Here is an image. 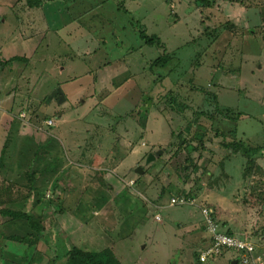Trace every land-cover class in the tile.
<instances>
[{"label":"rangeland","instance_id":"1","mask_svg":"<svg viewBox=\"0 0 264 264\" xmlns=\"http://www.w3.org/2000/svg\"><path fill=\"white\" fill-rule=\"evenodd\" d=\"M51 1L57 20L79 17L83 35L59 37L50 30L47 39L31 41L29 53H0V62L24 58L0 70V150L7 143L0 177L14 184L10 197L4 196L11 200L0 206V264H63L72 247L110 249L120 264H231L237 257L232 250L198 262L210 244L202 209L222 233L262 243L264 147L255 157L260 173L249 178L243 175L246 159L222 144L264 146V0H211L212 6L201 8L195 0H73L82 5L62 10L61 0ZM0 15L6 19L0 23L1 48L14 40L7 37V20L14 16L6 8ZM141 29L163 48L145 45ZM22 35L30 37L28 31ZM86 51L94 53L92 60ZM162 53L171 56L168 64L151 69ZM90 62L96 67L92 78H113L94 86L87 81ZM39 63L52 76L33 90ZM78 76L80 83H64ZM60 89L73 106L96 98L90 124L68 121L60 128L55 100H48ZM211 94L220 112L237 119H211ZM170 97L177 99L174 108ZM94 134L103 147L90 154L85 147ZM43 137L58 139L61 152L47 154L39 143ZM156 151L162 152L143 174L135 173ZM32 171L40 174L27 188ZM106 174L123 180L117 193L106 189ZM73 191L78 197H70ZM177 197L188 202L173 205ZM24 216L31 217V227Z\"/></svg>","mask_w":264,"mask_h":264},{"label":"crops","instance_id":"2","mask_svg":"<svg viewBox=\"0 0 264 264\" xmlns=\"http://www.w3.org/2000/svg\"><path fill=\"white\" fill-rule=\"evenodd\" d=\"M72 1L73 0H66V1L61 0V8L60 9L61 10L64 9V5L66 7L67 4H69V5L73 4V6L74 5H77V6L82 5V4L77 3L76 1L75 2H72ZM51 2H53V1L42 0V4L40 7L29 8L26 5H24V1L19 3L18 0H15L14 4L9 7V6H5V4L9 3V0H0V8H3V9L6 8L7 10H10V12H12L13 16H14V18L12 17L13 18L12 20H10L11 17H9V18L7 17L9 19V20H7V23H10L11 27H12V31H10V33H9V35H7V37L12 36L14 38V40L9 41L8 43H6L4 46H2L0 48L1 54L6 53V52L29 53L31 41L33 39H35L36 36H39L38 39L41 38V39L45 40V39H47V35L49 33H53V32L55 34H57L59 37H61L60 34H62L66 38L72 37L73 35H75V37H77L78 34L83 35L82 34V26L79 25L80 24L79 20H78L79 17L71 18L69 15H66L71 20L69 18H66L63 20H57L56 13H59V12H58V9H55L52 6ZM81 3H83V2H81ZM18 5L21 6V8L19 10V12H21V13H19V14L17 12H15V8ZM14 6H15V8H14ZM66 11H67V9H66ZM67 13H68V11H67ZM61 14H64V13H61ZM31 17H33V20H35L34 25L31 24ZM5 21H6V19L4 17H2V15H0V23L4 24ZM68 28L71 29V34H70V31H68ZM26 31L29 32L30 37H28L26 35H22V33H25ZM21 40L22 41L24 40V43H22V46L20 47L19 44H21ZM15 42L17 43L16 44L17 47L15 45H13V44H15ZM46 43H47V41H46ZM7 45H10V47H6ZM12 47H14L15 51H11ZM37 51H38V46L35 47L34 50L30 53V57H28L29 59L27 58L30 61L28 66H27L29 71H31L30 70L31 65L32 64L34 65V63H31V61L36 56ZM85 55L88 57L89 60L90 59L92 60L94 57L93 56L94 53H91L89 51H86ZM15 57H17V56H15ZM17 58L24 59L23 56L17 57ZM43 66H44V63H39L40 69H38L36 75L33 76L34 77V82L32 84L34 87V88H32L33 90L35 89L36 85L38 84V82L40 80L45 79V78L47 80V78H49V76H52L51 74L47 73V71L50 68L44 69ZM89 66L92 67L93 69H90V74H88V75H90V76H88V78L91 80H87V81L92 82V84L94 86H96L97 83L102 84L104 82V77H106L108 79L113 78L109 74H105V75H102L101 80L98 81L96 73H94V78L91 77L93 75L92 70H95L96 67L91 62L89 63ZM35 69H37V68L34 67L33 70H35ZM99 69H101V68H99ZM30 73H32V72H30ZM81 77L82 76L71 77L69 80H66L64 83H67V84L80 83V81L82 79ZM29 84H30V82L26 83L25 86L26 87L30 86ZM108 84L113 85V83H111L110 80L108 81ZM60 90L61 91L59 92V94H62V95H57L58 97H56V98L58 99V102L55 101V104H56L55 106L57 107L55 109V112H57L56 121L58 122V125L60 126V128H61L62 124L66 123L68 121H76V122L80 121L82 123H85V120H87L86 124L87 123L90 124L91 122H88V119L93 117L92 109L94 108L95 101L97 102L96 98L95 97H85L84 99H81V101L76 106H73L70 102H68V98H67L68 96L64 93V91L62 89H60ZM29 94H30V92H29ZM52 96L55 97V91H54V94ZM52 96L50 95L48 97H52ZM48 103H50V102H48ZM34 110L36 111V108ZM52 121L54 123L53 119H52ZM74 126L76 127V125H74ZM69 128H71V127H69ZM58 130H59V128H58ZM24 131L26 132L27 130L24 129ZM125 131L128 132V130H125ZM21 134L26 135L23 132ZM35 136L39 137L42 135L38 132H35ZM98 137L100 138V136H98ZM56 141L59 142L58 139H56ZM56 141L51 140L50 138H47L46 140H44V137H43V138H41V141L39 143H41L42 148L44 146L46 153L50 154V151H49L50 149H53L56 152H57V150H59V152H61V150H60L61 144L58 147V144L56 143ZM92 141H93V143H91ZM87 144L88 145L85 148L89 147L88 150L90 151V154L92 152V149H95L98 151L99 149L101 150L103 147V145L98 140L95 139V134H94V138H92L91 141H88ZM93 144H94V146H91ZM80 147L81 146H77V149H80ZM83 151H84V149H83ZM83 151H82V153H83ZM62 152H63V150H62ZM95 153H93V154H95ZM24 154H25V152H24ZM96 160H101V159L97 157ZM61 161L62 160L59 161V164H61ZM109 161L113 162L114 160L110 159ZM69 164H71V161L69 162ZM64 165H65V163L63 164V166ZM93 169L100 170V171L103 170V169H97L94 166H93ZM112 173H113V170H112ZM106 175H107V177H105V179L107 178L106 179V182H107V186H106L107 188L106 189H108V192H110V193L111 192L117 193L122 188L120 181H123V180L119 179L120 180L119 181L117 175H113V174H106ZM71 182H73L75 184L76 178L72 179ZM82 182H84V180ZM132 184H133V182H132ZM136 185H137V183H136ZM77 187H78V184L76 185V192L78 191ZM80 187H83V185L80 184ZM112 187H115L116 190L113 189V191H112L111 190ZM86 188L87 187H83V189L85 191H88V190H86ZM73 189L74 188H72V190ZM76 192L73 191V193L70 195V197L71 196L72 197L77 196V195H75ZM60 197L64 198L65 197L64 193H61ZM91 199H92V201L94 200L93 197H91ZM259 236H261V238H258V239L259 240L262 239V241H260L262 243H260V244L253 243V244L256 246L257 252L260 253V255H262L264 257V233L258 234V237ZM203 243H207V239H203ZM229 263H231V261H229Z\"/></svg>","mask_w":264,"mask_h":264},{"label":"trees","instance_id":"3","mask_svg":"<svg viewBox=\"0 0 264 264\" xmlns=\"http://www.w3.org/2000/svg\"><path fill=\"white\" fill-rule=\"evenodd\" d=\"M18 1H19V3L24 1V5H26L29 8L40 7L42 4V0H18ZM194 3H195L196 7H200V8L212 6L211 0H195ZM121 9L124 11L123 8H121ZM124 12L128 13L127 11H124ZM139 37L144 42V44L147 46H150V47L155 46L157 48H163V45L161 44L160 40L154 35H151V36L147 35V33L144 29H141L139 31ZM170 59H171V56L169 54L162 53L157 59H155L151 63L150 68L151 69L153 67L164 68L168 64ZM16 60L23 61L22 58H16V57L9 58L5 61L2 60L0 62V70L4 66L9 65V64L13 63V61H16ZM24 62H27V60H25ZM57 95H62V94H59V92H57ZM210 96L212 97L211 102L215 104L214 114L210 115L211 119H213V116H216V115H218V116L221 115L223 118H226L228 120H236L237 119V116L232 117L230 111H227V113H223L222 111L220 112V110L218 109L217 97H215L213 94H211ZM48 100L49 101L55 100L58 102V99L56 97H53V96L48 97ZM176 101H177L176 97H170L168 99V102L170 104H173V108H174V106L178 105ZM173 108H171V109H173ZM229 113H230V116H229ZM6 145H7V143L4 144L0 150V171H4V169H5L6 163H5L3 156L5 154ZM179 145H182L184 147L189 146L186 144V141L185 142L182 141L181 143H179ZM182 146H179V147H182ZM222 146L224 148H228L232 154L239 153L242 157H244L246 159V166H245L244 171H243V175L245 177L248 176L250 178V177H253L254 175H258L260 173V169H259V167H257V164H256L257 161L255 160V157L257 155H258V157L261 156L262 150L264 147L263 145L252 146V145H247L243 141H238L235 143L222 144ZM39 174L40 173L36 172V171H32L29 174V177H27L28 181H29L27 183V188H32V187L34 188V186H33L34 178L38 177ZM13 187H14V184H12V183L9 184V181H7L5 178L0 177V206L4 205L6 201L11 200L10 198H8V200H4V196L10 197V196H8L9 194L11 195V192L9 193V191ZM24 217H25V220L27 222L30 221V223H28V226L31 227L30 226V225H32L31 224V221H32L31 217L30 216H24ZM6 221H10V219L5 220L4 222H6ZM204 231H205V228H204ZM225 233L233 236V234L230 231H226ZM8 239L14 240V241L19 240L17 238H14L13 236L7 237V240ZM222 255H223V253L219 256L214 255V257L211 259L221 258ZM64 257H65V259H63V261H64L63 264H120L117 261V259L114 258V255L110 249H105V250L98 252V253H90L87 251H83L77 247H72L70 250L67 251V253L64 255Z\"/></svg>","mask_w":264,"mask_h":264},{"label":"built area","instance_id":"4","mask_svg":"<svg viewBox=\"0 0 264 264\" xmlns=\"http://www.w3.org/2000/svg\"><path fill=\"white\" fill-rule=\"evenodd\" d=\"M172 204L181 205L187 203L183 198H172ZM203 225L209 236L210 244L198 255L200 263H205L214 255H221L225 250H232L237 255V264H264V259L257 252L256 246L246 239H238L232 235L219 231V224L212 218L211 213L205 209L201 210Z\"/></svg>","mask_w":264,"mask_h":264},{"label":"water","instance_id":"5","mask_svg":"<svg viewBox=\"0 0 264 264\" xmlns=\"http://www.w3.org/2000/svg\"><path fill=\"white\" fill-rule=\"evenodd\" d=\"M162 151H156L154 154H149L146 157L145 163L141 165V167H137L135 169V173L141 175L143 174V169L146 168V165L150 164L151 162H153L155 160V158H157ZM231 264H236V262H232Z\"/></svg>","mask_w":264,"mask_h":264},{"label":"clouds","instance_id":"6","mask_svg":"<svg viewBox=\"0 0 264 264\" xmlns=\"http://www.w3.org/2000/svg\"><path fill=\"white\" fill-rule=\"evenodd\" d=\"M203 227H204V226H203ZM259 254H260V253H259ZM198 255H199V254H198ZM261 256H262V255H261ZM262 258H263V256H262ZM263 259H264V258H263ZM234 261H235V262H236V264H237V257H236V258H234V259L231 261V263H232V262H234ZM198 262H199V260H198ZM199 263H200V262H199ZM205 263H206V262H205Z\"/></svg>","mask_w":264,"mask_h":264}]
</instances>
